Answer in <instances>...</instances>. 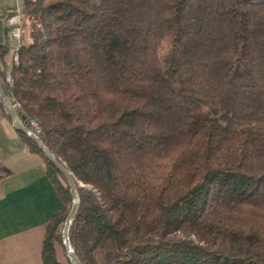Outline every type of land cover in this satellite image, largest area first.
Wrapping results in <instances>:
<instances>
[{"label": "trees", "instance_id": "trees-1", "mask_svg": "<svg viewBox=\"0 0 264 264\" xmlns=\"http://www.w3.org/2000/svg\"><path fill=\"white\" fill-rule=\"evenodd\" d=\"M19 9L20 61L11 84L0 65V81L74 178L69 238L82 264H264V0ZM9 51L0 44L3 66ZM19 133L64 202L42 264H72L68 179Z\"/></svg>", "mask_w": 264, "mask_h": 264}, {"label": "crops", "instance_id": "crops-1", "mask_svg": "<svg viewBox=\"0 0 264 264\" xmlns=\"http://www.w3.org/2000/svg\"><path fill=\"white\" fill-rule=\"evenodd\" d=\"M19 5L20 0H0V44L10 46L1 63L5 70L12 66L14 48L5 18ZM5 107L0 103V264H42L46 223L64 202L43 157L29 149Z\"/></svg>", "mask_w": 264, "mask_h": 264}, {"label": "water", "instance_id": "water-1", "mask_svg": "<svg viewBox=\"0 0 264 264\" xmlns=\"http://www.w3.org/2000/svg\"><path fill=\"white\" fill-rule=\"evenodd\" d=\"M0 96L6 106V109L9 115L11 116V119L15 127L18 130L24 132L25 134L31 136L37 142L38 146L42 149L44 154L50 160L54 162V164L65 174V176L68 179V182L71 188V193L73 195V204H72V207L65 221V225L63 229V238H64V243L66 246L67 256L69 257L71 263L72 264H82L80 259L77 257L75 250L71 244L70 238H69V228H70L71 222L73 221L74 214L77 210L79 200H80L79 195L77 193L74 178L71 172L55 158L51 150L42 142L40 137L34 134L32 131H30L29 128L25 125L26 116L22 115L20 112H17L15 110V108L13 107L12 101L7 93V88L5 85L1 84V81H0Z\"/></svg>", "mask_w": 264, "mask_h": 264}, {"label": "built area", "instance_id": "built-area-1", "mask_svg": "<svg viewBox=\"0 0 264 264\" xmlns=\"http://www.w3.org/2000/svg\"><path fill=\"white\" fill-rule=\"evenodd\" d=\"M6 26L8 27V39L14 46L12 53V65H18L20 61V47L22 45L23 38V14L19 8L15 9L13 13L6 15ZM1 65V62H0ZM2 67V65H1ZM6 80L9 84L12 83V75L10 69L7 70ZM10 97V96H9ZM13 107L17 112L21 113V104L14 98H11ZM25 125L34 134L38 135L42 132L41 126L34 118H26Z\"/></svg>", "mask_w": 264, "mask_h": 264}, {"label": "rangeland", "instance_id": "rangeland-1", "mask_svg": "<svg viewBox=\"0 0 264 264\" xmlns=\"http://www.w3.org/2000/svg\"><path fill=\"white\" fill-rule=\"evenodd\" d=\"M57 254H58L59 260L65 261V258H64V254H63V250H62L61 245H58L57 246Z\"/></svg>", "mask_w": 264, "mask_h": 264}]
</instances>
